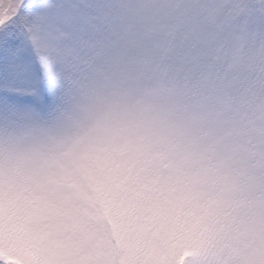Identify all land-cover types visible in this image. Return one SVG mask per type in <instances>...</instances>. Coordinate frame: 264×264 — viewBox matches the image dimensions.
I'll return each instance as SVG.
<instances>
[{
    "label": "snow or ice",
    "instance_id": "obj_1",
    "mask_svg": "<svg viewBox=\"0 0 264 264\" xmlns=\"http://www.w3.org/2000/svg\"><path fill=\"white\" fill-rule=\"evenodd\" d=\"M153 81L264 164V0H0V124L63 121L85 98L103 110ZM28 170L0 163V264H130L108 207L52 182L37 199ZM151 237L143 264H189L200 247ZM246 264H264V245Z\"/></svg>",
    "mask_w": 264,
    "mask_h": 264
},
{
    "label": "rangeland",
    "instance_id": "obj_2",
    "mask_svg": "<svg viewBox=\"0 0 264 264\" xmlns=\"http://www.w3.org/2000/svg\"><path fill=\"white\" fill-rule=\"evenodd\" d=\"M160 83L149 107L154 138L108 141L102 149L84 143L77 161L60 174L41 180L29 168L25 178L37 199L52 182L84 205L118 206L131 264H143L156 247L153 232L161 242L194 235L204 251L193 264H246L264 245V164L249 157L237 132ZM74 251L66 245L67 255Z\"/></svg>",
    "mask_w": 264,
    "mask_h": 264
},
{
    "label": "clouds",
    "instance_id": "obj_3",
    "mask_svg": "<svg viewBox=\"0 0 264 264\" xmlns=\"http://www.w3.org/2000/svg\"><path fill=\"white\" fill-rule=\"evenodd\" d=\"M160 87V81L148 83L103 110H95V102L85 98L79 101L77 111L63 121L22 128L0 124V163L27 166L39 179L47 180L76 162L84 143L102 149L108 141L120 145L147 142L157 135L149 107ZM108 209L110 222L119 226L116 205ZM97 224L102 229L104 218H98ZM195 259V255L191 256L189 264Z\"/></svg>",
    "mask_w": 264,
    "mask_h": 264
}]
</instances>
